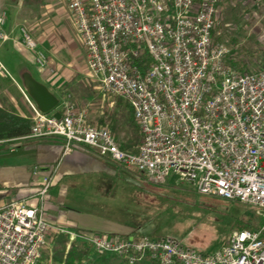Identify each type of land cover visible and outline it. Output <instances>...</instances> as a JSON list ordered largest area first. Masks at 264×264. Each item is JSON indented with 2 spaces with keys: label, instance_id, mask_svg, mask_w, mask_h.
<instances>
[{
  "label": "built area",
  "instance_id": "1",
  "mask_svg": "<svg viewBox=\"0 0 264 264\" xmlns=\"http://www.w3.org/2000/svg\"><path fill=\"white\" fill-rule=\"evenodd\" d=\"M221 2L67 0L89 74L103 92L129 106L141 142L134 151L122 150L108 129L89 124L74 104L63 102L56 119L23 93L32 112L28 137L60 138L66 151L75 145L90 148L134 167L152 186L173 175L200 196L264 211V68L243 72L228 64V47L212 37ZM6 20L0 14V43L9 40ZM18 34L36 65L46 69L47 58L29 29L20 25ZM51 187L44 177L40 207L11 202L0 208V264H37L50 245L58 230L43 218L42 205ZM263 235L264 228L234 233L209 256L163 238L71 235V240L127 264L146 256L156 264H264Z\"/></svg>",
  "mask_w": 264,
  "mask_h": 264
},
{
  "label": "crops",
  "instance_id": "2",
  "mask_svg": "<svg viewBox=\"0 0 264 264\" xmlns=\"http://www.w3.org/2000/svg\"><path fill=\"white\" fill-rule=\"evenodd\" d=\"M62 1L67 0H44L40 7H23L22 0H0V14L7 16L4 32L9 37L0 43V62L6 71L0 73V208L11 202L40 207L38 190L42 179L50 178L52 187L42 205V216L58 231L51 233V243L43 254L50 253L56 235H64L73 242L78 241L71 240V235L151 238L140 232L139 220L145 218L146 206L137 204L141 192L147 196L153 187L145 175L134 167L100 157L90 148L75 145L66 151L60 138L28 137L30 125L26 123L31 124L32 112L23 97V93L28 94L27 77L44 86L58 100L56 113L61 112V104L67 99L80 108L92 106L97 100L96 90L79 72L64 65L50 42H39L47 58L44 70L20 43L21 12L54 14L61 9ZM33 22L41 27L43 21L36 17ZM36 167L39 170L34 174ZM138 263L152 264L146 259Z\"/></svg>",
  "mask_w": 264,
  "mask_h": 264
},
{
  "label": "rangeland",
  "instance_id": "3",
  "mask_svg": "<svg viewBox=\"0 0 264 264\" xmlns=\"http://www.w3.org/2000/svg\"><path fill=\"white\" fill-rule=\"evenodd\" d=\"M61 5L54 14L22 11L19 22L29 29L37 44L41 40L50 42L51 49L59 52L64 65L79 72L96 90L97 100L92 106L80 108L74 101L67 99V102L84 112L92 126L108 129L120 144L126 134H138L140 139L131 151L136 150L141 136L133 121L122 123L119 135L111 131L108 118L125 116L127 105L119 97L103 92L100 84L89 74L86 52L66 8L67 1H62ZM36 17L43 21L41 27H37L38 22H33ZM215 40L226 44L231 60L243 72L264 68V0H222L215 18ZM40 46L38 49L43 52ZM101 121L104 123L100 124ZM141 195L137 204L145 205L146 210L145 218L139 220L140 232L152 239L173 240L200 255L209 256L225 247L230 237L237 233L235 226L238 223H250L259 230L264 228V211L200 196L177 176H169L163 185L151 187L147 196L142 192ZM76 240L87 248L82 264H116L115 261L124 264L116 256L96 254L87 242L74 238Z\"/></svg>",
  "mask_w": 264,
  "mask_h": 264
},
{
  "label": "trees",
  "instance_id": "4",
  "mask_svg": "<svg viewBox=\"0 0 264 264\" xmlns=\"http://www.w3.org/2000/svg\"><path fill=\"white\" fill-rule=\"evenodd\" d=\"M44 0H22L23 7H40L43 4ZM212 37L215 39V29L212 32ZM228 64L235 70L242 71L240 67L237 66L233 60H231V56L227 58ZM127 105V104H126ZM128 112L125 116H110L109 120V127L111 131L117 135L121 132V124L127 122V120L133 121L132 111L130 110L129 106L127 105ZM104 122L101 121L100 124ZM26 125H30V122H27ZM115 137V136H114ZM116 141L117 138L115 137ZM140 139L138 134H126L122 139V143L120 145L122 150H132L135 146L136 142ZM235 228L237 232L243 230H251V231H258V228L251 226L250 223H238ZM264 239V235L262 236ZM87 254V248L85 245L70 241L64 235H56L53 238L52 246L50 250V254H43L37 264H82L83 259ZM146 260L150 261L152 264H156L155 262L149 260V257H145ZM124 264H127L125 260H123Z\"/></svg>",
  "mask_w": 264,
  "mask_h": 264
},
{
  "label": "water",
  "instance_id": "5",
  "mask_svg": "<svg viewBox=\"0 0 264 264\" xmlns=\"http://www.w3.org/2000/svg\"><path fill=\"white\" fill-rule=\"evenodd\" d=\"M25 85L28 95L41 113L60 118V114L55 112L59 102L44 86L29 77L25 79Z\"/></svg>",
  "mask_w": 264,
  "mask_h": 264
}]
</instances>
